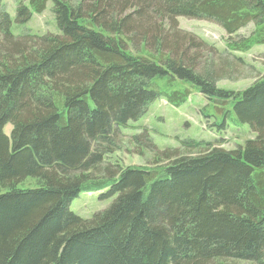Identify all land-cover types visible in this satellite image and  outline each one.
I'll return each instance as SVG.
<instances>
[{"label":"trees","instance_id":"1","mask_svg":"<svg viewBox=\"0 0 264 264\" xmlns=\"http://www.w3.org/2000/svg\"><path fill=\"white\" fill-rule=\"evenodd\" d=\"M48 1L18 0L16 22ZM53 2L60 33L15 35L0 0V264H264V75L218 86L247 65L232 51L264 44V0ZM181 16L222 26L230 51ZM193 87L256 136L232 150L191 139L161 150L147 128L126 139L156 99L181 106ZM129 146L153 165L109 159ZM29 178L37 186L19 188ZM106 188L107 208L71 210Z\"/></svg>","mask_w":264,"mask_h":264},{"label":"rangeland","instance_id":"2","mask_svg":"<svg viewBox=\"0 0 264 264\" xmlns=\"http://www.w3.org/2000/svg\"><path fill=\"white\" fill-rule=\"evenodd\" d=\"M18 0H3L6 10L13 19L12 32L21 35L26 32L44 34L48 32L60 33L54 13L52 12L53 0H49L42 13H34L31 20L26 23L16 22V6ZM179 27L193 33L222 52L230 51L228 48L229 35L222 26L216 22L189 17H178ZM254 30V24L238 32V36H249ZM238 36H234L238 39ZM242 57L247 65L240 71L241 77L237 81L221 80V88L239 91L252 85L256 78L264 75V44H256L248 51H232ZM232 110V104L217 106L209 101L196 88H191L189 99L181 106L170 104L164 97L156 99L149 107L147 113L133 121L122 131L129 139L132 135L141 133L147 128L156 146L161 149L181 148L186 140L213 141L217 146L227 150L243 145L247 139L256 135L248 124L237 120L235 114L226 113ZM223 125V127H221ZM12 125L5 127V133L10 134ZM129 149V150H128ZM111 161L120 160L124 166H152L153 158L146 152L139 155L133 147L124 148L109 158ZM37 180L29 178L18 184L19 188L36 187ZM109 188L91 192H81L71 203V210L83 218H91L96 212L107 208L116 196L102 198ZM7 190L0 186V193ZM245 264V263H244Z\"/></svg>","mask_w":264,"mask_h":264}]
</instances>
